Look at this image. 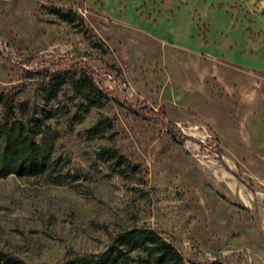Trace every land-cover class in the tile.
<instances>
[{
	"label": "rangeland",
	"instance_id": "374dc122",
	"mask_svg": "<svg viewBox=\"0 0 264 264\" xmlns=\"http://www.w3.org/2000/svg\"><path fill=\"white\" fill-rule=\"evenodd\" d=\"M43 68L86 70L112 99L78 109L66 84L47 116ZM1 93L37 111L66 177H0V250L54 264L140 226L185 264H264V0H0ZM102 116L113 128L91 134Z\"/></svg>",
	"mask_w": 264,
	"mask_h": 264
},
{
	"label": "trees",
	"instance_id": "16d2710c",
	"mask_svg": "<svg viewBox=\"0 0 264 264\" xmlns=\"http://www.w3.org/2000/svg\"><path fill=\"white\" fill-rule=\"evenodd\" d=\"M49 10L57 17L83 25L79 14L72 9L50 6ZM47 75L43 84L45 99L54 103L48 108L47 116L64 114L60 105L59 94L66 84L74 90L73 100L78 109L89 110L91 107H102L112 99L109 92L100 86L86 70L43 68L38 71ZM17 109L24 112V117L17 115ZM73 118L81 120L83 114L75 112ZM44 121L37 116V111L29 112L23 103H15L8 93L0 94V177L11 174L32 176L48 173L56 183H64V175L59 170L60 158L52 153L36 138L43 131ZM113 128L109 116H102L90 129L93 135H104ZM99 156L114 171L129 176L139 166L130 160L115 146H104ZM107 247L97 253L73 254L54 264H185L183 253L163 234L151 227L134 226L110 233ZM0 264H26L24 261L0 250ZM48 264V263H43Z\"/></svg>",
	"mask_w": 264,
	"mask_h": 264
}]
</instances>
